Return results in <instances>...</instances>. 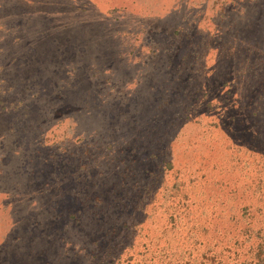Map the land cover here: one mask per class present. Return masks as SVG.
Returning a JSON list of instances; mask_svg holds the SVG:
<instances>
[{
  "label": "rangeland",
  "instance_id": "374dc122",
  "mask_svg": "<svg viewBox=\"0 0 264 264\" xmlns=\"http://www.w3.org/2000/svg\"><path fill=\"white\" fill-rule=\"evenodd\" d=\"M235 206L264 215V0H0V264L156 261L175 210L212 238Z\"/></svg>",
  "mask_w": 264,
  "mask_h": 264
},
{
  "label": "trees",
  "instance_id": "16d2710c",
  "mask_svg": "<svg viewBox=\"0 0 264 264\" xmlns=\"http://www.w3.org/2000/svg\"><path fill=\"white\" fill-rule=\"evenodd\" d=\"M245 209H249V206L245 205ZM186 210L185 207H180L174 211L176 217L172 218V228L177 229L170 232V236L161 239L164 246L158 251L159 260L152 261L153 254L145 260L141 256L138 261L134 254L127 258L120 255L117 264H264V215L256 224L247 210L241 214L235 206L231 216H216L211 220L215 226V236L210 238L195 220L183 218L179 214ZM257 212L263 214V208L259 207ZM222 223L226 230L218 231L217 228ZM201 239L206 242L200 241ZM128 253L129 250L125 255Z\"/></svg>",
  "mask_w": 264,
  "mask_h": 264
}]
</instances>
